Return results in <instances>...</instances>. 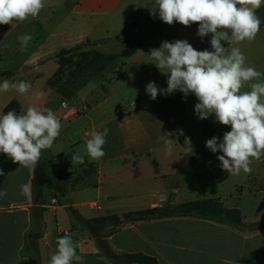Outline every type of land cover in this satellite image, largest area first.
Returning a JSON list of instances; mask_svg holds the SVG:
<instances>
[{
	"label": "crops",
	"instance_id": "crops-1",
	"mask_svg": "<svg viewBox=\"0 0 264 264\" xmlns=\"http://www.w3.org/2000/svg\"><path fill=\"white\" fill-rule=\"evenodd\" d=\"M155 0H45L38 17L24 22L0 25V73L12 72L0 82H30L43 97L36 102L61 117L59 137L44 153L51 169L52 182L43 188L37 203L33 199L34 168L20 167L0 154V264H49L57 239L71 236L83 264H115L108 252L141 254L156 264H264V157L253 160L250 174L230 175L217 159L221 152L206 148L191 160L197 144L223 135L214 115L199 119L194 94L176 91L158 94L153 100L146 86L155 82L167 88V75L150 61V51L162 42L187 40L196 50H211V35L197 36L198 24L168 25L159 19ZM260 31L252 42L237 45L247 63L264 73V5L256 12ZM31 34L27 50L21 52L18 37ZM140 48L131 56L121 52L131 43ZM119 43L126 45L113 53ZM79 44H89L105 54H116L110 64L119 62L110 73L106 66L75 96L66 100L77 111L61 108L62 99L48 86L59 69L57 54ZM226 47H229L227 44ZM26 111L29 101L15 90L0 92V115L12 101ZM82 109V110H80ZM108 128L105 155L99 160L87 156L85 141L93 130ZM184 135L176 140L167 155L157 138L166 132ZM185 137L193 151L184 149ZM84 157V163L72 160ZM90 171L82 175L83 171ZM186 170V172H182ZM73 172L69 177L61 173ZM78 176H82L77 179ZM27 184L31 195L20 194ZM173 185L174 188H171ZM175 192L172 201L169 192ZM54 195L59 205L46 207ZM165 197L163 200L160 197ZM203 199L218 200L227 209H238L242 221L205 218L197 215L175 216L128 222L114 229L107 220L124 214L167 204ZM99 207V208H98ZM42 209V211L40 210ZM97 220V222H93ZM38 233L36 254L27 237ZM28 250V251H26ZM121 264V262H119Z\"/></svg>",
	"mask_w": 264,
	"mask_h": 264
},
{
	"label": "clouds",
	"instance_id": "clouds-1",
	"mask_svg": "<svg viewBox=\"0 0 264 264\" xmlns=\"http://www.w3.org/2000/svg\"><path fill=\"white\" fill-rule=\"evenodd\" d=\"M159 19L168 25L179 23L190 27L198 24L197 36L203 39L211 35V50H196L187 40L162 42L160 48L152 49L150 61L166 74L167 88L160 89L155 82L146 86V92L155 100L158 94L179 91L186 98L194 94L198 103L195 113L207 119L214 115L221 125L229 126L222 141L212 137L206 141L211 152H221L217 159L230 175L241 172L250 174L253 160L264 157V73L247 58L237 45L255 40L260 31L261 20L256 12L264 0H155ZM45 7V0H0V25L24 22L36 18ZM33 37L23 34L18 37L19 50H27ZM229 47H226L225 45ZM15 90L29 101L26 111L17 114L8 111L0 115V154L6 155L20 167L32 168L42 152L51 148L59 137L62 124L56 112L39 105L43 92L33 90L30 82L17 83L4 79L0 92ZM109 129L93 130L85 141L87 156L99 160L104 155L103 146ZM184 135L166 132L157 138L163 143L167 155L173 153L176 140L169 137ZM184 149L193 151L191 139L185 137ZM72 160L83 164L84 157L74 155ZM4 172L0 169V176ZM20 194L30 196L27 184L21 185ZM7 196L0 190V197ZM165 197L161 196L160 199ZM57 247L50 252L49 264H83L84 257L77 255V247L71 236L65 234L57 239Z\"/></svg>",
	"mask_w": 264,
	"mask_h": 264
},
{
	"label": "trees",
	"instance_id": "trees-1",
	"mask_svg": "<svg viewBox=\"0 0 264 264\" xmlns=\"http://www.w3.org/2000/svg\"><path fill=\"white\" fill-rule=\"evenodd\" d=\"M86 44H79L70 49L61 50L56 59L59 63V69L55 75L48 81V86L53 88L62 100H70L75 94L83 88L94 76L99 74L108 64L117 58L116 54H105L95 49H86ZM140 48L139 42L131 43L127 48L121 52L122 57L131 56ZM68 69V73L64 82L61 80V76L65 70ZM14 74L12 72L0 73V78H10ZM8 111H15L20 113V104L17 100H12L4 109L6 114ZM230 130H225V127L216 129L218 135L224 134ZM204 138L197 144L198 147L206 144ZM46 150L42 152L39 161L35 164L34 175L32 179V194L33 199L37 203L43 195V188L52 182L50 177L51 169L47 159L44 156ZM90 171H83L82 175L89 174ZM73 172L61 173L62 177H69ZM82 177V176H81ZM80 176L77 179L81 178ZM61 197V195H58ZM42 211V209H40ZM197 215L205 218L226 220L229 222H241V213L238 209H227L215 199H203L191 202L179 203V204H167L163 207H153L150 209L139 210L135 212H129L123 215V217L110 216L107 220L112 224L114 229L122 227L128 222L146 220V219H162L175 216H189ZM93 222H97L94 220ZM38 233L28 234V241L31 242L33 251H28L34 254L37 247L36 239ZM107 257L119 264L120 260H125L128 264H156L155 260L150 257H146L141 254L124 253L118 255L113 252H108ZM35 264V263H34Z\"/></svg>",
	"mask_w": 264,
	"mask_h": 264
},
{
	"label": "rangeland",
	"instance_id": "rangeland-1",
	"mask_svg": "<svg viewBox=\"0 0 264 264\" xmlns=\"http://www.w3.org/2000/svg\"><path fill=\"white\" fill-rule=\"evenodd\" d=\"M90 46H91V45L86 44V45H85V48H86V49H93V48L90 47ZM125 47H126V45H124L123 43H119V44L116 45L114 48H111V50H112L113 53H116V54H117V53H120L121 50H122L123 48H125ZM115 66H120V65H119V62H118V63L115 62V63L110 64V65L108 66L107 70H106V73H110V72L112 71V69H113ZM67 73H68V69H66L65 72H64V74L61 76V80H62V82L65 81L66 76H67ZM201 147H202V146H201ZM203 150H204V148L202 147L201 149L199 148L197 151H195L194 154L191 155V160H190V161H193L195 158H197L198 156H200V155L202 154ZM194 157H195V158H194ZM182 172H186V170H184V171H182ZM174 186H175V185H173L171 188H174ZM174 196H176V195H175V192L170 191V192H169V197H170V200H171V201H172V198H174ZM120 262H121V264H128V263H127L125 260H123V259H121Z\"/></svg>",
	"mask_w": 264,
	"mask_h": 264
},
{
	"label": "built area",
	"instance_id": "built-area-1",
	"mask_svg": "<svg viewBox=\"0 0 264 264\" xmlns=\"http://www.w3.org/2000/svg\"><path fill=\"white\" fill-rule=\"evenodd\" d=\"M61 108L64 110V111H69L70 109H73L74 111H77L80 107L78 106H70L68 104V102L66 100H62L61 101ZM82 110V109H80ZM59 119H61V117H59ZM61 202V197L57 196V195H54L50 200L49 202L46 204V207H49V206H55V205H59ZM99 208V207H98Z\"/></svg>",
	"mask_w": 264,
	"mask_h": 264
}]
</instances>
